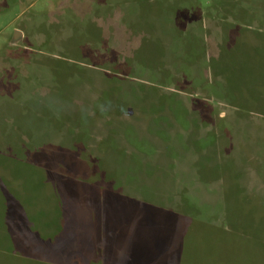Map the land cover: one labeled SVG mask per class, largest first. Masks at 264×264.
I'll return each instance as SVG.
<instances>
[{
    "label": "rangeland",
    "instance_id": "1",
    "mask_svg": "<svg viewBox=\"0 0 264 264\" xmlns=\"http://www.w3.org/2000/svg\"><path fill=\"white\" fill-rule=\"evenodd\" d=\"M157 216L170 264H264V0H0V264H128Z\"/></svg>",
    "mask_w": 264,
    "mask_h": 264
},
{
    "label": "crops",
    "instance_id": "2",
    "mask_svg": "<svg viewBox=\"0 0 264 264\" xmlns=\"http://www.w3.org/2000/svg\"><path fill=\"white\" fill-rule=\"evenodd\" d=\"M153 219L156 220H153L151 229L148 231V237L152 246L147 241L149 248L145 250L140 248L131 249L128 264H170L169 262L173 261L176 255L179 256L181 250L179 248L176 249L172 242L167 243V240H164V217L157 216ZM217 230L227 231L229 229L225 227ZM229 232L231 231L229 230ZM184 235L182 236V240L186 238L187 234L184 233Z\"/></svg>",
    "mask_w": 264,
    "mask_h": 264
}]
</instances>
